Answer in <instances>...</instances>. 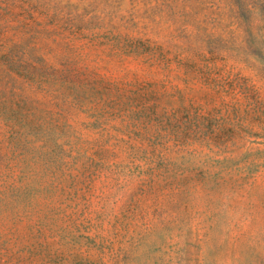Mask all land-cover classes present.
Listing matches in <instances>:
<instances>
[{
  "label": "rangeland",
  "instance_id": "1",
  "mask_svg": "<svg viewBox=\"0 0 264 264\" xmlns=\"http://www.w3.org/2000/svg\"><path fill=\"white\" fill-rule=\"evenodd\" d=\"M263 0H0V264H264Z\"/></svg>",
  "mask_w": 264,
  "mask_h": 264
},
{
  "label": "trees",
  "instance_id": "2",
  "mask_svg": "<svg viewBox=\"0 0 264 264\" xmlns=\"http://www.w3.org/2000/svg\"><path fill=\"white\" fill-rule=\"evenodd\" d=\"M263 4H264V0H263ZM263 17H264V15H263Z\"/></svg>",
  "mask_w": 264,
  "mask_h": 264
}]
</instances>
